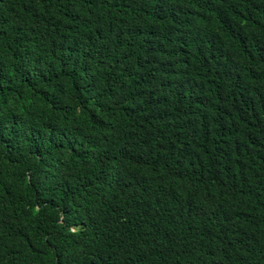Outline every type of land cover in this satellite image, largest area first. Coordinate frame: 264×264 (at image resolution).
Here are the masks:
<instances>
[{
	"label": "trees",
	"instance_id": "obj_1",
	"mask_svg": "<svg viewBox=\"0 0 264 264\" xmlns=\"http://www.w3.org/2000/svg\"><path fill=\"white\" fill-rule=\"evenodd\" d=\"M0 264H264V0H0Z\"/></svg>",
	"mask_w": 264,
	"mask_h": 264
}]
</instances>
